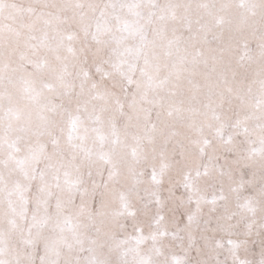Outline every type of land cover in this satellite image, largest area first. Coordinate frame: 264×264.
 <instances>
[{
    "label": "snow or ice",
    "instance_id": "snow-or-ice-1",
    "mask_svg": "<svg viewBox=\"0 0 264 264\" xmlns=\"http://www.w3.org/2000/svg\"><path fill=\"white\" fill-rule=\"evenodd\" d=\"M0 264H264V0H0Z\"/></svg>",
    "mask_w": 264,
    "mask_h": 264
}]
</instances>
